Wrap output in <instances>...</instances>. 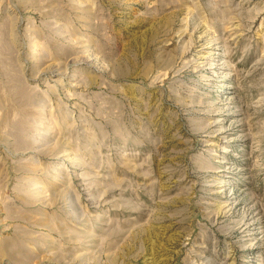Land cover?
I'll use <instances>...</instances> for the list:
<instances>
[{
	"label": "rangeland",
	"instance_id": "1",
	"mask_svg": "<svg viewBox=\"0 0 264 264\" xmlns=\"http://www.w3.org/2000/svg\"><path fill=\"white\" fill-rule=\"evenodd\" d=\"M0 264H264V0H0Z\"/></svg>",
	"mask_w": 264,
	"mask_h": 264
}]
</instances>
